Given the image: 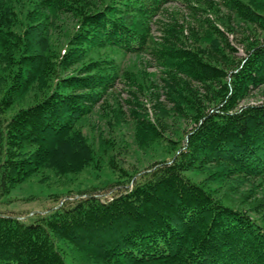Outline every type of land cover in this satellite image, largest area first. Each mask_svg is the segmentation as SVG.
I'll list each match as a JSON object with an SVG mask.
<instances>
[{
	"label": "trees",
	"instance_id": "obj_1",
	"mask_svg": "<svg viewBox=\"0 0 264 264\" xmlns=\"http://www.w3.org/2000/svg\"><path fill=\"white\" fill-rule=\"evenodd\" d=\"M223 1L263 33L233 70L186 45L172 43L156 51L174 72L203 83L219 81L218 102L200 111L183 141L161 134L169 159L137 174L116 164L120 179L110 197L101 191L111 185L106 182L33 218L0 210V264H70L58 237L101 264H264V223L186 175L215 162L227 164L230 173L264 176V102L240 104L264 84V10L249 0ZM43 2L53 11L79 17L58 58L60 71L94 47L148 50L149 21L169 0H103L100 8H89L84 0ZM2 10L0 54L10 56L11 70L0 96V199L44 167L61 164L65 144L116 78L115 73H96V60L84 61L76 73L57 74L43 99L8 116L16 98L50 67L28 47L29 31L37 24L16 30ZM132 14L142 17L129 19ZM16 34L18 51L12 49Z\"/></svg>",
	"mask_w": 264,
	"mask_h": 264
},
{
	"label": "rangeland",
	"instance_id": "obj_2",
	"mask_svg": "<svg viewBox=\"0 0 264 264\" xmlns=\"http://www.w3.org/2000/svg\"><path fill=\"white\" fill-rule=\"evenodd\" d=\"M249 1L264 10V0ZM84 2L89 8H100L103 4V0ZM1 8L16 30H22L27 23L37 24L29 31L28 47L32 53L40 54L50 67L40 71L16 98L8 116L43 99L52 91L57 74L63 77L76 73L84 61L96 60V73L116 75L114 85L101 92L100 101L80 121L77 131L65 144L67 149L61 164L44 167L14 188L9 196L0 199L1 211L24 219L44 215L65 199L77 198L80 190L106 182L111 185L101 191L104 197H110L120 179L116 164L137 174L157 161L169 159L171 154L161 134L183 141L200 111L218 102L219 81L203 83L174 72L160 62L156 51L172 43L190 46L231 71L246 56L251 42L263 36L257 24L240 18L223 0H169L149 21L148 50L127 53L111 45L94 47L83 60L59 71L58 58L79 17L71 12L53 11L43 0H4ZM138 16L132 14L128 18L135 20ZM15 41L13 45L17 46L12 49L18 51L21 39L17 34ZM10 70L11 58L3 52L0 54V96L7 86ZM261 102H264V84L249 92L240 104ZM230 172L227 164L213 162L189 170L186 175L206 185L224 203L245 210L264 223V176ZM57 240L70 264H101L67 241L59 237Z\"/></svg>",
	"mask_w": 264,
	"mask_h": 264
}]
</instances>
